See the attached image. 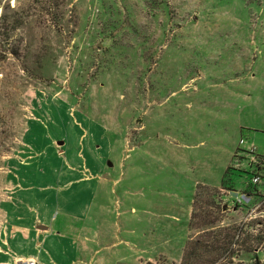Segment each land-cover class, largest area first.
<instances>
[{"label":"rangeland","instance_id":"obj_1","mask_svg":"<svg viewBox=\"0 0 264 264\" xmlns=\"http://www.w3.org/2000/svg\"><path fill=\"white\" fill-rule=\"evenodd\" d=\"M240 138L264 163V0H0V203L9 165L111 164L97 196L127 242L107 264H178L187 240L197 264H264V182L232 156Z\"/></svg>","mask_w":264,"mask_h":264},{"label":"crops","instance_id":"obj_2","mask_svg":"<svg viewBox=\"0 0 264 264\" xmlns=\"http://www.w3.org/2000/svg\"><path fill=\"white\" fill-rule=\"evenodd\" d=\"M56 143L62 144V141ZM50 150L48 154L51 156H48L54 157L60 155L63 148L50 147ZM27 164V160L23 162V165ZM13 166L9 165L4 175L6 196L0 203V264H18V259L30 256L35 257L38 264H107L109 256L105 252L123 241L121 238L116 240L113 233L112 209L106 199L98 200L97 196L111 181L113 175L108 174L109 166L92 165L90 173L83 166L77 168V165L67 164L64 166L66 171H63L41 163L37 169L43 178L56 177L55 180L49 178L44 181L46 184L40 187L34 184L40 180L25 182L38 170H33L28 164V170L24 169L19 175L13 172ZM82 167L88 174L82 173ZM19 181L25 182V186ZM79 193L87 196V202L82 205L76 203ZM192 200L179 216L187 220L186 231ZM173 218L181 221L177 216ZM185 225H180V229ZM172 228L175 229V225L168 224L166 233H170ZM132 259L134 256H117L118 263L127 260L125 264H130L128 261ZM153 259L157 258L148 255L146 261Z\"/></svg>","mask_w":264,"mask_h":264},{"label":"built area","instance_id":"obj_3","mask_svg":"<svg viewBox=\"0 0 264 264\" xmlns=\"http://www.w3.org/2000/svg\"><path fill=\"white\" fill-rule=\"evenodd\" d=\"M240 145H244L245 144V148L243 151V155L244 158H248V156L250 158H248L247 160V167L242 166L243 168H248L250 176L248 179V184L251 186H258L259 184L264 182V163H258L256 162V159L253 158V153L255 152V146L251 143V142H245V140L243 138L239 139L238 142ZM259 192V191H258ZM260 193V192H259ZM263 194V198H264V193H260ZM231 199L229 200L232 203H236L239 206H245L246 204H249L251 201H253L254 199V194L252 193H247V192H236L234 191L231 195H230ZM256 205H254L252 207V209H250V213L249 216L250 217H254L256 216V214H258V212L256 213V208L258 207L259 203H255ZM18 264H38V261L35 257H25V258H20L18 259Z\"/></svg>","mask_w":264,"mask_h":264},{"label":"trees","instance_id":"obj_4","mask_svg":"<svg viewBox=\"0 0 264 264\" xmlns=\"http://www.w3.org/2000/svg\"><path fill=\"white\" fill-rule=\"evenodd\" d=\"M240 150V156L239 157H244L243 155V151L244 149H240V148H236L235 151L233 152L232 156L235 155V153L237 154V152ZM234 169V167H231L230 165H227L224 169V172H223V176H222V183L225 181L228 180V175L229 173L231 172V170ZM244 172L248 173L249 170L247 169H242ZM222 185V184H221ZM202 185H199L197 184L196 186V190H195V193L193 195V200H192V203L194 204L197 200V194H198V187H201ZM222 206V204H221ZM220 206V207H221ZM223 207V206H222ZM221 207V208H222ZM224 236L226 238H228V241H229V234L228 233H225ZM225 238V239H226ZM258 238V241L259 239H263L264 237L263 236H260V235H257L256 236V239ZM227 242V241H226ZM226 242L223 243L225 245H223L222 247H219L216 248V249H220L221 251L225 250L226 248ZM202 244L199 242V240H194V241H188L185 243L183 249H182V253H181V256H180V261L178 264H197V258H198V255H199V252H200V249L202 248L201 247ZM216 247V246H215ZM222 248V249H221ZM255 248H252V246L248 245L247 247H245V251H253Z\"/></svg>","mask_w":264,"mask_h":264}]
</instances>
